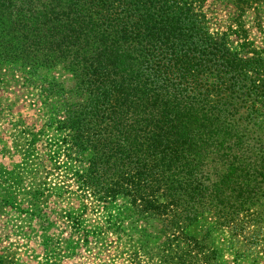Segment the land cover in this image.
I'll return each instance as SVG.
<instances>
[{
  "label": "trees",
  "instance_id": "obj_1",
  "mask_svg": "<svg viewBox=\"0 0 264 264\" xmlns=\"http://www.w3.org/2000/svg\"><path fill=\"white\" fill-rule=\"evenodd\" d=\"M209 7L0 0V69L70 72L81 98L56 120L64 165L84 196L156 223L171 264H183L180 240L197 245L186 234L200 222L203 264H244L252 254L256 264L264 256V45L248 39L240 16L214 26Z\"/></svg>",
  "mask_w": 264,
  "mask_h": 264
},
{
  "label": "rangeland",
  "instance_id": "obj_2",
  "mask_svg": "<svg viewBox=\"0 0 264 264\" xmlns=\"http://www.w3.org/2000/svg\"><path fill=\"white\" fill-rule=\"evenodd\" d=\"M206 2L214 26L224 28L240 16L248 39L264 45V0ZM79 98L61 66L32 74L16 65L0 69V264H171L156 223L136 222L127 210L112 211L84 196L73 167L64 165L54 128L64 104ZM205 224L187 229L197 245L180 240L175 251L184 255L183 264H203ZM217 234L215 241L222 242ZM254 256L244 264H255ZM256 264H264V256H256Z\"/></svg>",
  "mask_w": 264,
  "mask_h": 264
}]
</instances>
